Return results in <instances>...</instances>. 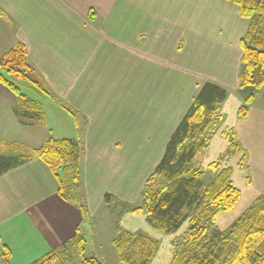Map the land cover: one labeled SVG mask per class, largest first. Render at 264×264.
Listing matches in <instances>:
<instances>
[{
	"label": "crops",
	"instance_id": "1",
	"mask_svg": "<svg viewBox=\"0 0 264 264\" xmlns=\"http://www.w3.org/2000/svg\"><path fill=\"white\" fill-rule=\"evenodd\" d=\"M248 25L226 0H0V56L24 44L51 94L76 112L73 117L49 96L52 119L42 105L44 121L31 120L0 84V144L35 149L50 137L79 138V191L87 209L105 194L109 202L127 201L136 192L126 186L131 165L134 171L144 157L136 154L147 144L157 145L136 172L142 189L198 85L210 81L229 95L221 107L225 121L208 152L225 153V133L233 129L247 151L249 171L263 160L262 172L246 184L258 193L242 200L244 212L264 196V112L256 109L255 98L248 115L237 116L245 98L236 97L239 42ZM79 117V133L55 137L57 124L75 127ZM83 217L76 204L58 194L55 176L39 159L0 175V238L10 249V264H31L59 249Z\"/></svg>",
	"mask_w": 264,
	"mask_h": 264
},
{
	"label": "trees",
	"instance_id": "2",
	"mask_svg": "<svg viewBox=\"0 0 264 264\" xmlns=\"http://www.w3.org/2000/svg\"><path fill=\"white\" fill-rule=\"evenodd\" d=\"M236 5L241 17L249 20L246 34L240 39L241 57L238 70V88L252 87L264 90V0H226ZM94 12H90L93 18ZM0 84L16 98L22 113L31 120L44 121L39 100L31 99L24 88L47 94L70 113L72 110L61 98L51 94L37 70L28 60L24 44L17 43L0 56ZM255 92L245 95L237 116L245 118ZM228 91L210 81L198 85L196 94L184 116L169 136L164 152L146 178L142 203L131 208L133 213H143L146 222L157 232L174 234L185 225L183 232L172 241L173 249L168 264H264V196L257 197L242 214L224 230L216 228L222 213L234 209L241 191L232 179L231 158L239 156L237 167L245 170L247 151L237 140L233 129L225 133L228 149L217 160L204 168L199 157L209 150L211 137L225 121L221 107L228 98ZM7 151L0 153V175L31 158L42 161L55 176L58 194L74 203L86 218V202L79 191L83 145L79 138H48L35 149L19 143L0 144ZM212 173L204 184L205 171ZM249 185V179L246 178ZM109 194L105 199L109 200ZM112 244L120 264H150L155 257L159 241L149 235L116 227ZM84 237L77 228L69 240L57 250L47 252L31 264H66V249L81 258V264H103L94 256H85ZM10 249L0 238V264H9Z\"/></svg>",
	"mask_w": 264,
	"mask_h": 264
},
{
	"label": "rangeland",
	"instance_id": "3",
	"mask_svg": "<svg viewBox=\"0 0 264 264\" xmlns=\"http://www.w3.org/2000/svg\"><path fill=\"white\" fill-rule=\"evenodd\" d=\"M178 74V73H176ZM182 77L181 75H179ZM24 93L27 94L28 97L34 100H39L41 102V105H43V108L45 107V111L48 115V119L51 120V114L50 111L48 110V106L50 105L49 102L50 98L49 95L47 94H41L39 93L38 90L32 89V88H24L23 89ZM239 92V93H238ZM255 92V106L257 110H261L264 112V90L263 88L260 89L259 91H255L254 88L252 87H245L243 89L239 88L238 91H236V97L239 98L241 95H246L248 93ZM47 99V100H45ZM76 117V116H73ZM47 119V121H49ZM78 119H81V117L77 118L74 125L72 126H64L60 129L62 124H57L55 126V137H61V136H66V135H72L74 136L75 133L78 131L80 132V127H82V120L77 121ZM51 122V121H50ZM77 122V124H76ZM60 131V132H59ZM159 142V141H158ZM149 144L144 147V149L136 154L137 159L144 157L141 160H138L139 163H137V166L135 167V170L133 171V166L131 165V173L128 174V181L126 182L127 186V191L135 192L132 193V196H130V200L128 199L127 201H117L116 199H112L110 202L107 201L106 199H103L102 201L98 199L97 201L92 202V204L89 207V217H83L82 222L79 224V232L81 235L84 237L86 244H85V256H94L98 260H100L103 264H120L118 262L117 258V253L116 250L112 244V240L115 238V232H116V227H123L129 231L132 232H138L142 234L149 235L155 240L159 241V246H158V251L151 261L150 264H168L170 261L171 257V251L173 249L172 246V241L175 237L179 236L183 230L185 225H183L178 232L174 234H168V235H163L159 232H157L155 229H153L145 220V216L143 213H133L131 208L137 207L141 205L142 203V198H141V190L140 184L138 181H136L137 177V171L140 172V168L142 164H146L147 160L146 157L150 154L156 153L155 151L157 150V145L153 147L152 145ZM8 155L15 156L19 154V151H9L6 152ZM6 155V154H4ZM210 152L206 153L207 159H213L217 160L219 157L217 154L214 155ZM204 157V156H203ZM199 157L200 160L202 161V165L205 168L207 165V160L206 158ZM248 157V154H247ZM263 157V156H262ZM239 156H235L231 158L229 165L233 169V174H232V179L234 184L239 188L241 191V196L240 200L234 207V209L230 212L222 213L218 216L216 220V228L219 230H224L228 226L233 223L241 214L243 211L240 212L241 210V204L244 203L242 200L245 198V196L252 191V193L257 194L258 190L252 186H247L246 185V178L250 179L252 178L253 173L257 171L263 170L262 165H263V160L260 157L252 167V171H249L248 164H246V169L242 170L237 167V161H238ZM262 172V171H261ZM148 173V170H145L143 173V179L145 180V176ZM212 178V173L209 170L205 171V174L202 178V182L204 184L208 183ZM138 180V179H137ZM139 189H138V188ZM81 189V182L79 184V190ZM137 189V190H136ZM82 192V191H81ZM82 195V194H81ZM67 253L69 254L68 262L66 264H81V258L78 254H75L72 252L71 246H68L65 248ZM10 264V262H9ZM57 264V263H55Z\"/></svg>",
	"mask_w": 264,
	"mask_h": 264
}]
</instances>
